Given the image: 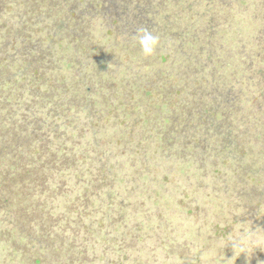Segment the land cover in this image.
<instances>
[{"label": "trees", "instance_id": "1", "mask_svg": "<svg viewBox=\"0 0 264 264\" xmlns=\"http://www.w3.org/2000/svg\"><path fill=\"white\" fill-rule=\"evenodd\" d=\"M0 245L264 264V0H0Z\"/></svg>", "mask_w": 264, "mask_h": 264}, {"label": "clouds", "instance_id": "2", "mask_svg": "<svg viewBox=\"0 0 264 264\" xmlns=\"http://www.w3.org/2000/svg\"><path fill=\"white\" fill-rule=\"evenodd\" d=\"M140 50L145 57L152 56L159 46V37L153 35L148 29L141 28L136 36Z\"/></svg>", "mask_w": 264, "mask_h": 264}, {"label": "rangeland", "instance_id": "3", "mask_svg": "<svg viewBox=\"0 0 264 264\" xmlns=\"http://www.w3.org/2000/svg\"><path fill=\"white\" fill-rule=\"evenodd\" d=\"M7 249V248H6ZM7 256V251L4 253V249L1 248L0 245V264L5 262V257ZM16 260H19V258H15Z\"/></svg>", "mask_w": 264, "mask_h": 264}]
</instances>
